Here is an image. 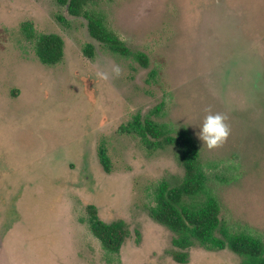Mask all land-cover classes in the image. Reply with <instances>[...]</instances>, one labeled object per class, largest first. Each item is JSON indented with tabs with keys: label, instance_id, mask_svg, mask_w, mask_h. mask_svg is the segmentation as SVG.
<instances>
[{
	"label": "rangeland",
	"instance_id": "374dc122",
	"mask_svg": "<svg viewBox=\"0 0 264 264\" xmlns=\"http://www.w3.org/2000/svg\"><path fill=\"white\" fill-rule=\"evenodd\" d=\"M90 18L133 54L93 38ZM49 33L64 42L55 64L36 53ZM208 110L231 129L212 149L197 136ZM179 132L204 178L185 202L214 197L230 233L264 243V0H97L80 16L56 0H0V264H240L213 239L176 261L174 232L150 215L183 180L163 140ZM91 204L126 222L118 251L92 234Z\"/></svg>",
	"mask_w": 264,
	"mask_h": 264
},
{
	"label": "trees",
	"instance_id": "16d2710c",
	"mask_svg": "<svg viewBox=\"0 0 264 264\" xmlns=\"http://www.w3.org/2000/svg\"><path fill=\"white\" fill-rule=\"evenodd\" d=\"M56 1L64 5L70 14L80 16L88 5L97 0ZM87 27L89 34L112 52L124 56L133 54L123 40L98 20L90 18ZM63 45V38L59 34H44L37 41V56L45 64H55L63 56ZM85 52L89 56L93 55L91 43L86 45ZM134 55L142 65H146V57L143 54ZM145 128L158 139L161 137L151 122L147 123ZM163 140L165 143L174 144L178 149V159L184 169V177L179 184L170 187L159 196L157 205L150 209V215L174 232L172 244L177 249L172 253L173 258L178 262H185L191 246L205 245L208 240L213 239L220 248L227 247L239 255L240 264H264V243L246 235L230 233L224 220L219 216L218 203L214 197L206 194L195 204L185 202L186 198L193 200L194 197L200 196L204 188L197 151L188 135L179 132ZM100 161L107 169V159L103 152L100 153ZM87 213V222L92 234L105 248L118 251L129 235L126 222L122 219L111 222L102 220L92 204L88 205ZM217 233L219 236L216 237Z\"/></svg>",
	"mask_w": 264,
	"mask_h": 264
},
{
	"label": "clouds",
	"instance_id": "9594fccd",
	"mask_svg": "<svg viewBox=\"0 0 264 264\" xmlns=\"http://www.w3.org/2000/svg\"><path fill=\"white\" fill-rule=\"evenodd\" d=\"M115 76L121 74L119 65H114L112 69ZM96 75L100 79H108V74L105 72H97ZM228 117L221 112L207 111L203 118L202 124L199 126L197 136L209 149L222 145L230 135V127L226 122Z\"/></svg>",
	"mask_w": 264,
	"mask_h": 264
}]
</instances>
